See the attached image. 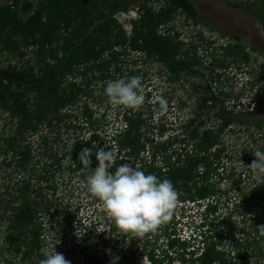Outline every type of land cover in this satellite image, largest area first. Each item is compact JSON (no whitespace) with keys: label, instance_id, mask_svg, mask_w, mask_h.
<instances>
[{"label":"trees","instance_id":"trees-1","mask_svg":"<svg viewBox=\"0 0 264 264\" xmlns=\"http://www.w3.org/2000/svg\"><path fill=\"white\" fill-rule=\"evenodd\" d=\"M175 1L190 12L198 9L215 15L228 10L232 18L239 16L221 0H169L156 9L138 0H10L0 4V53L23 57L25 49L31 48L32 54L21 63L0 66V112L4 114L0 127V264H41L44 253L52 250L49 242L56 248L57 241L65 242L67 238L72 254L77 251L86 255L91 264L112 262L108 256L112 252L110 243L117 242L112 239L120 232L107 217L102 202L93 196L96 205L90 207V214L78 216V207L65 200L56 180L60 162L66 156L62 151L71 148L78 159L80 151L92 147L93 142L97 149L105 144L114 153L110 172L129 163L160 180H170L178 191L177 203L202 205L196 232L184 236L172 213L158 227L160 232L144 236L160 233L166 245L160 260L148 254V264H161L163 260L165 264H253L251 241L264 258L260 244L264 242V181L255 186L261 198L254 203V212L241 214V236L228 228L232 226L217 228L221 225L217 210L227 193L218 183L233 179L236 173L234 165L224 160L229 154L225 153L221 134L233 123L264 127V118L257 117L258 105L264 113V94L252 98L255 108L241 114L224 106L225 100H230L227 92L220 90L210 98L205 95L197 101L195 111L180 121V132L175 134L172 122L162 116L160 122L153 123V114L165 111L160 110L161 96L154 98L146 93L138 110L118 107L124 108L116 112L121 125L107 140L95 131L81 139L50 136L52 129L58 132L76 128L72 124V107L81 105L84 120L91 118L92 112L84 101L89 94L90 76L98 73V79L108 78L111 66L132 52L163 64L174 77L196 73L194 68L202 66L197 46L192 44L190 50L181 52L176 33L164 29L174 18L178 7L172 4ZM135 3L139 15L132 19V30L127 34L115 14ZM249 7L258 8L254 12L261 21L255 32L264 37V0ZM256 46L253 49L264 55V49ZM220 47L225 57L241 51L242 59L248 58L239 43L228 41ZM222 61L215 59L210 64L211 80L220 78L219 73L212 75L214 70L228 66ZM132 76L136 77V70L121 73L119 79ZM98 98L106 108L110 105L101 95ZM210 109L214 122L206 125L203 115ZM146 149L147 155L140 156ZM93 159L90 169L98 165ZM81 166L79 163L77 169L68 168V173L79 171L80 177L86 178L89 172ZM245 202L246 193H242L232 203V211H240ZM99 242L108 245L103 256L97 255ZM118 264L132 263L123 260Z\"/></svg>","mask_w":264,"mask_h":264},{"label":"rangeland","instance_id":"rangeland-1","mask_svg":"<svg viewBox=\"0 0 264 264\" xmlns=\"http://www.w3.org/2000/svg\"><path fill=\"white\" fill-rule=\"evenodd\" d=\"M9 1L0 0V4ZM144 1L148 7L156 9L166 5L169 0H138V2ZM221 1L223 4H227L232 12L238 13L239 16L232 18L228 10L216 12L215 15H210V13L206 11L205 13L203 12L204 10L198 9L196 11L191 10L190 12L183 6H180V4L178 5L176 1L172 2V4H177L178 7L174 12L172 22L166 25L164 29L169 28L172 32L176 33V39L181 44V52L190 50L192 44L197 46L195 49L196 55L201 60L202 66L194 68V70H197L196 73L194 72L190 75L180 73L174 77L173 74H170L165 69L163 64L152 58H145L146 56L140 52H132L125 56L118 65L111 66L112 70L108 78L100 80L97 78L99 76L97 75L98 73L94 75L96 77L89 75V94H87L84 101L92 112L91 118L87 121L84 120L80 108L81 105L72 107L74 112L71 117L73 119L72 124L76 128H71L69 131L61 129L58 132L56 129H52L50 136L57 135L60 136V139L78 136L77 138L81 139L88 138L90 133L95 131L101 134L103 139L107 140L117 128H120L121 121L116 116V112H122L125 107L118 109V107L110 104L106 108L99 103L98 97L101 95V97L106 98L104 89L107 83L119 79L121 73H126L130 70H136V77L139 78L141 83L138 91L144 96V99L147 97L146 93H149L154 98L161 96L168 102L167 110L161 114H153L152 120L156 124L163 117V120L166 119V121L172 122L171 126H173L175 134L180 132L178 128L180 121L195 111L197 101L205 95L208 98L217 96L220 90L229 94L230 100L226 99L224 106H228L234 113L241 114L254 109L255 104L252 98L264 94V76H262V73L264 74V55L254 50L253 46L258 45L264 49V37L259 33H251L249 35L243 33L242 35L240 34L239 39L234 38L236 30L232 27V23L237 20V22L240 21L245 26L249 22V19L258 24V21L261 20L257 12H254L258 8L249 7L251 3L258 0ZM137 7L138 3H135L127 11H120L115 14V17L127 34L132 30V19L139 15ZM242 13L246 14V17H243ZM259 25H263V23L259 22ZM228 41L239 43L243 46L244 51L248 54L247 60L242 59L241 51L236 56L225 57L224 50L220 46H223ZM30 50L31 48L25 49L23 57L19 55L11 57L5 53H0V66L13 65L16 62L21 63L25 59L32 58ZM215 59H223L222 62L228 63L225 69L213 71L212 75L220 74L218 81L211 80L210 77V64ZM194 86L197 87L196 90H193ZM103 87L104 89L100 92ZM262 106H264V103ZM203 116L206 120V125L213 124V111L211 109ZM257 117L259 119L264 118L262 109L259 111ZM3 119L4 114L0 112V127L4 121ZM169 132L170 130L166 131V134H169ZM153 134L155 136V132ZM221 137L226 146L225 153L229 154V157L224 160H226V164L230 165L231 163V165H234L236 173L233 179L223 180L218 183L222 189L227 190V193L224 194V197L222 196L219 209L217 210L220 215L218 220L221 222V225L217 228L221 229L222 225H224V228L232 226V228H228L241 236L239 232H241L240 228L243 225L242 212H250L252 214L255 210L254 203L258 202L259 198H261L259 190L255 189V186L260 183V179L252 174L250 165L257 159L253 152L255 150L264 151V127L257 129L251 124L241 125L233 123L230 128L228 127L222 132ZM155 138L159 139V136ZM54 146L58 147L57 144ZM99 148H104L105 151L110 150L105 144ZM67 149L62 151V153H66V156L61 160V171H58L56 175V180H58V183L60 182V193L63 194L65 200H69L71 204L78 207V216L90 214V207L96 204H94L93 196L87 190V176L86 178H81L79 171L68 173V168H79L80 161L75 157L74 151L71 148L66 151ZM95 152L93 151L91 160L94 158L93 160L97 162ZM143 155H147V149L140 156ZM248 159L250 161H247ZM47 162L49 163L50 160H47ZM242 193H246V202L241 205L240 211L235 213L231 209L232 203L237 201L238 196ZM201 206L189 202L176 203V207L172 213L174 214V221L177 222L176 227L184 236L196 232L195 227L199 222ZM226 217L227 220L223 221L222 218ZM246 224H248V220ZM99 228L101 229V227ZM157 232H160L158 228ZM155 235L153 234L146 238H133L130 235L125 236L116 233L112 241L117 240V242L115 241L114 244L110 243L112 252L108 256L113 260V257L118 255L120 259L116 262L117 264L123 263V260L132 264H148L147 259L150 253L160 260L164 250H166V245L160 233H158V236ZM68 241V238L65 242L57 241L56 251L62 253L71 264H91L86 255H81L77 251L72 254L67 246L69 244ZM228 242L229 240L226 239L225 243L228 244ZM250 244L249 251L252 253L250 260L253 264L256 261L264 264V258L259 256V251H257L255 244L252 241ZM260 244L264 249V242ZM96 245L97 255L103 256L105 254L104 249L108 248V245L101 244L100 242L96 243ZM48 248L53 249L52 243L50 244L49 242ZM96 250H92L93 253L96 254ZM165 261L163 260L161 264H165Z\"/></svg>","mask_w":264,"mask_h":264},{"label":"clouds","instance_id":"clouds-1","mask_svg":"<svg viewBox=\"0 0 264 264\" xmlns=\"http://www.w3.org/2000/svg\"><path fill=\"white\" fill-rule=\"evenodd\" d=\"M141 83L138 77L132 76L109 81L104 89L107 102L115 107L139 109L144 104V96L138 91ZM161 111L167 110V101L159 99ZM92 147L83 148L78 160L83 170L88 171L87 190L102 202L107 217L114 223L121 235L142 238L155 232L157 228L171 218L178 200V191L168 179L160 180L153 173L133 167L129 163L121 164L114 173L109 170L114 163V153L99 148L95 152L98 165L92 164ZM257 158L250 165L252 174L264 181V151L253 152ZM41 264H71L62 253L55 249L46 251ZM120 258L113 257L111 264Z\"/></svg>","mask_w":264,"mask_h":264},{"label":"flooded vegetation","instance_id":"flooded-vegetation-1","mask_svg":"<svg viewBox=\"0 0 264 264\" xmlns=\"http://www.w3.org/2000/svg\"><path fill=\"white\" fill-rule=\"evenodd\" d=\"M234 20V19H233ZM247 26L248 27H250V29L251 30H249V29H247ZM232 27H234L235 28V30H236V35H239L240 36V34L242 35L243 33H245L246 35H249V34H256V30H258V24H256L254 21L252 22V21H249L245 26H243V23L242 22H237V20H235V21H233V23H232ZM245 28H246V30H245ZM256 29V30H255ZM258 46V45H257ZM255 47V48H258V47ZM253 48H254V46H253ZM257 97V96H256ZM259 106V110H260V105H258ZM259 110H258V113H259ZM257 113V114H258ZM263 127V126H262ZM261 127V128H262ZM261 128H259V129H261Z\"/></svg>","mask_w":264,"mask_h":264}]
</instances>
